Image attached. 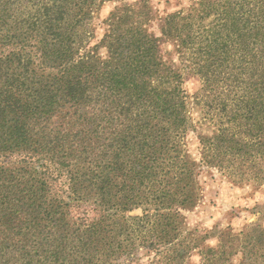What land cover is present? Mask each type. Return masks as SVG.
<instances>
[{"label": "trees", "instance_id": "16d2710c", "mask_svg": "<svg viewBox=\"0 0 264 264\" xmlns=\"http://www.w3.org/2000/svg\"><path fill=\"white\" fill-rule=\"evenodd\" d=\"M104 1L0 0V264H185L198 198L183 73L129 7L91 44ZM164 21L226 116L201 165H263L264 0Z\"/></svg>", "mask_w": 264, "mask_h": 264}, {"label": "rangeland", "instance_id": "374dc122", "mask_svg": "<svg viewBox=\"0 0 264 264\" xmlns=\"http://www.w3.org/2000/svg\"><path fill=\"white\" fill-rule=\"evenodd\" d=\"M37 1L31 0L36 4ZM200 1L105 0L95 13L92 23L95 37L90 42L95 44L102 40L110 28L108 24L124 15V9L129 7L128 15L133 14L142 22L140 26L144 33L159 39L160 49L169 64L182 70V88L191 123L184 152L188 153L191 165L196 166L194 176L198 198L192 209L182 210L185 234L187 231L193 234H189L187 240L191 247L184 255L185 264H202L208 259L207 264L211 263L210 254L215 256L216 264H264V164L252 166L253 160L238 157L231 164L225 161L222 166L201 165L205 147L202 139H216L219 123L225 121L226 116L219 114L218 94L205 91L204 79L185 66L190 61H185L174 40L163 35L165 18L174 13L187 16L198 8ZM34 13H26L21 18ZM98 54L106 58L107 48L100 46ZM185 252L182 250L181 253ZM138 262L148 264L146 254H142Z\"/></svg>", "mask_w": 264, "mask_h": 264}]
</instances>
